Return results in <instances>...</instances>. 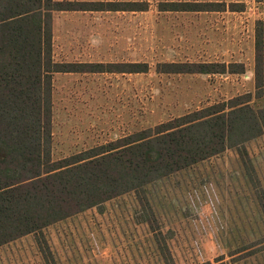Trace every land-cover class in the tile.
Instances as JSON below:
<instances>
[{"label": "rangeland", "instance_id": "374dc122", "mask_svg": "<svg viewBox=\"0 0 264 264\" xmlns=\"http://www.w3.org/2000/svg\"><path fill=\"white\" fill-rule=\"evenodd\" d=\"M146 3V11L55 12L54 58L77 62L147 63L145 73L59 74L54 79L52 158L92 146L212 103L254 95L256 30L264 7L256 0H100ZM164 2H222L224 11H160ZM244 5L230 11L228 5ZM238 4V5H237ZM232 6V5H231ZM258 20L262 24L258 25ZM240 62L242 74L158 73L162 62ZM252 106H259L254 97ZM244 162L234 149L151 186L165 228L176 232L178 264L210 261L264 264V252L231 258L238 231L254 235V200L264 190V134L246 143ZM247 174H251L252 179ZM101 211V212H100ZM132 194L44 229L57 264H153L148 236ZM248 231V232H247ZM247 232V233H245ZM264 251V250H263ZM151 259V260H150ZM0 264H43L33 236L0 247Z\"/></svg>", "mask_w": 264, "mask_h": 264}, {"label": "trees", "instance_id": "16d2710c", "mask_svg": "<svg viewBox=\"0 0 264 264\" xmlns=\"http://www.w3.org/2000/svg\"><path fill=\"white\" fill-rule=\"evenodd\" d=\"M263 3L264 0H256ZM137 2L0 0V247L33 236L43 264H57L44 229L132 194L148 236L153 264H178L176 232L165 228L151 186L234 149L244 162L246 143L264 134L263 33L254 38L255 92L195 109L107 143L52 158L54 79L59 74L145 73L147 63L65 62L54 58L53 14L61 11H146ZM232 5V6H231ZM228 5L242 11L244 5ZM222 2H164L160 11H224ZM262 22L258 20V25ZM158 73L242 74L240 62H162ZM261 104L252 106V98ZM252 179L251 174H247ZM254 200L257 229L240 234L227 255L264 252V190ZM101 212V211H100ZM248 232V231H247ZM245 232V233H247ZM225 254L214 261L223 264ZM151 260V259H150ZM195 264H212L210 261Z\"/></svg>", "mask_w": 264, "mask_h": 264}, {"label": "crops", "instance_id": "0c3cea01", "mask_svg": "<svg viewBox=\"0 0 264 264\" xmlns=\"http://www.w3.org/2000/svg\"><path fill=\"white\" fill-rule=\"evenodd\" d=\"M77 1L93 2V1H100V0H77ZM61 12H94V11H61Z\"/></svg>", "mask_w": 264, "mask_h": 264}]
</instances>
